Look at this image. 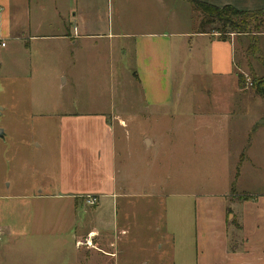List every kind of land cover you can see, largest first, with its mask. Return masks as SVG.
<instances>
[{"label": "rangeland", "instance_id": "1", "mask_svg": "<svg viewBox=\"0 0 264 264\" xmlns=\"http://www.w3.org/2000/svg\"><path fill=\"white\" fill-rule=\"evenodd\" d=\"M98 3L100 11L93 21L97 22L99 34L120 29L123 34L114 40V50H100L90 67L77 73L78 86L71 83V69L57 49L54 51L52 47L51 54H43L41 58L36 50L40 40L22 41L23 45L32 44L31 52L20 49L15 42L0 48V228L3 230L0 264H6L3 254L10 244L21 246L19 242L23 239L19 231L24 230V221L40 213L45 219L51 216L65 219L60 212L36 210L34 204L30 206L22 201L19 191L21 183L36 179L34 161L47 158L46 139L58 136L57 128L44 135L40 125L58 124L65 114L109 108L108 112L125 122V128L116 127L117 161L124 176L122 188L129 193L168 194L167 199L174 204L180 202L179 194L185 192L230 191L237 197L264 193V96L253 85L254 78L264 77V67L245 53L249 38L239 37L245 41L241 42L242 47L236 45L235 76L222 80L210 76L206 54L197 57L189 52L194 37H172L177 45V51L175 48L173 51L174 77L169 83H146L141 87L136 76V38L132 33L145 29L161 32L184 29L191 19L197 28V15L194 19L195 13L186 0H165L170 19L161 26L156 15L150 18L145 15L151 7H146L143 0H98ZM152 4L159 5L155 1ZM138 17L146 25L136 24ZM259 36L264 53V32ZM232 37L237 39L235 33ZM92 42L108 45L110 40L102 35ZM179 44L183 49L178 50ZM41 59L46 64L38 68L35 62ZM239 75L245 80L244 89L238 84ZM151 100L161 104L154 106ZM229 106L231 113L227 118L217 113ZM194 124H202L201 131L185 130L187 125ZM220 124L232 127L233 152L243 150L241 145H245L240 161L234 153L228 160L223 156L226 152L222 155L224 146L217 141L223 136L217 129ZM180 125L185 127L180 130ZM149 139L155 143L150 148L146 142ZM37 141L43 143L42 148ZM246 156L251 160L242 162ZM53 158L57 162L61 160L60 152L56 151ZM9 183L13 185L10 189ZM9 227L18 233L10 235ZM41 230L29 250L42 255L43 264L50 258H56L59 264L80 260L81 257L76 259L73 232L66 228L45 232L42 227ZM118 250L119 246L112 242L111 252Z\"/></svg>", "mask_w": 264, "mask_h": 264}, {"label": "crops", "instance_id": "2", "mask_svg": "<svg viewBox=\"0 0 264 264\" xmlns=\"http://www.w3.org/2000/svg\"><path fill=\"white\" fill-rule=\"evenodd\" d=\"M154 1L159 4L157 7L152 4ZM202 1L216 6L233 5L240 10L264 8V0ZM143 4L151 7L145 11L147 17L156 15L161 26L168 24L170 12L165 0H143ZM99 11L98 0H0V40L6 42L4 48L15 42L26 52L33 47L29 43L23 45V40H40L36 50L41 58L51 54L52 47L57 49L71 69V83L78 86L77 73L89 68L100 50H114V40L123 34L122 29L99 34L97 22L93 21ZM136 24L142 26L146 22L138 17ZM132 34L136 38V76L141 87L146 83H169L174 77L173 51H177V45L172 37H194L189 52L197 57L206 54L210 76L222 80L235 76L236 45L242 47L241 42L245 41L239 37L235 40L232 35L230 40H220L215 34L200 33L192 19L184 29H145ZM102 35L110 40L108 45L92 42ZM47 41L59 42L50 45ZM180 49L183 45L181 48L179 44ZM45 62L36 61V67L45 66ZM232 96L234 99V93ZM151 103L161 104L158 100ZM108 110L90 108L84 113L65 114L51 127L40 125L44 135L57 128L58 136L46 139L47 158L34 161L36 179L20 184V197L40 212H60L65 219H45L40 213L24 221V230L19 231L21 246L10 244L6 248V264H43L42 255L29 250L42 227L45 232L53 228L73 232L76 259L81 257L74 264H264V193L249 195L251 198L245 200L230 191L185 192L179 194L180 202L174 204L167 199L168 194L124 191V176L117 161L116 127L125 128L126 124ZM217 113L227 118L230 106ZM184 127L179 126L180 130ZM202 128V124H194L187 125L185 130ZM217 129L223 133L217 141L226 147L222 155L226 152L223 156L228 160L234 153L240 161L245 145H241L243 150L233 152L232 127L220 124ZM146 142L149 148L155 144L150 139ZM36 143L42 148L43 143ZM56 151L61 154L58 162L53 158ZM244 160L251 159L246 156ZM8 186L10 189L13 185ZM88 195L98 197L97 205L84 203ZM9 230L10 235L18 233L12 227ZM112 242L119 246L117 253L111 252ZM55 259H48L46 264H59Z\"/></svg>", "mask_w": 264, "mask_h": 264}, {"label": "trees", "instance_id": "3", "mask_svg": "<svg viewBox=\"0 0 264 264\" xmlns=\"http://www.w3.org/2000/svg\"><path fill=\"white\" fill-rule=\"evenodd\" d=\"M199 19L198 32L217 33L220 40H230L232 34L249 38L245 53L253 56L264 67V53L260 47L259 35L264 32V10H240L233 5L216 6L202 0H186ZM255 76V75H254ZM238 84L246 86L242 75L238 76ZM254 87L264 96V77L254 78ZM234 195V193H233ZM248 200L251 196H240Z\"/></svg>", "mask_w": 264, "mask_h": 264}, {"label": "built area", "instance_id": "4", "mask_svg": "<svg viewBox=\"0 0 264 264\" xmlns=\"http://www.w3.org/2000/svg\"><path fill=\"white\" fill-rule=\"evenodd\" d=\"M6 42L0 40V47H5ZM84 203L88 206H95L98 203V197L96 195H88L84 197ZM3 236V231L0 229V240Z\"/></svg>", "mask_w": 264, "mask_h": 264}, {"label": "water", "instance_id": "5", "mask_svg": "<svg viewBox=\"0 0 264 264\" xmlns=\"http://www.w3.org/2000/svg\"><path fill=\"white\" fill-rule=\"evenodd\" d=\"M1 133H2V131H1Z\"/></svg>", "mask_w": 264, "mask_h": 264}]
</instances>
